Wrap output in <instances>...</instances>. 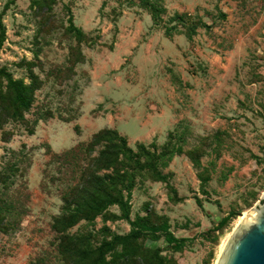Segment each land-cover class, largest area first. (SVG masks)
<instances>
[{
    "label": "rangeland",
    "instance_id": "rangeland-1",
    "mask_svg": "<svg viewBox=\"0 0 264 264\" xmlns=\"http://www.w3.org/2000/svg\"><path fill=\"white\" fill-rule=\"evenodd\" d=\"M36 1L0 0V67L26 83L31 67L42 82L26 121L0 132L7 176L0 202L8 209L0 215V264H69L65 245L97 246L130 232L126 221L109 219L121 215L116 207L66 233L53 228L81 162L62 165L52 156L87 145L103 129L117 130L134 150L155 143L160 152L173 134L170 148L185 153L161 170L185 200L175 202L164 183L139 173L131 219L149 214L186 240L181 252L164 239L142 242L159 248L166 264H215L236 220L264 193V0H151L164 10L160 27L142 0H56L51 10ZM70 14L86 42L68 31ZM175 14L186 25L171 22ZM191 24L199 25L191 39L178 33ZM78 49L85 62L72 66ZM230 213V223L214 230Z\"/></svg>",
    "mask_w": 264,
    "mask_h": 264
},
{
    "label": "trees",
    "instance_id": "trees-1",
    "mask_svg": "<svg viewBox=\"0 0 264 264\" xmlns=\"http://www.w3.org/2000/svg\"><path fill=\"white\" fill-rule=\"evenodd\" d=\"M38 1V2H37ZM35 3L42 8L51 10L56 0H37ZM142 5L150 12L153 24L162 26V14L164 10L151 4V0H142ZM70 13V12H69ZM185 16L175 14L170 21L175 25H186ZM198 24H191L185 28V34L191 39L197 34ZM176 26L165 28V34L172 37ZM68 31L79 44L89 38L84 32L75 26L72 15H69ZM6 39V29L3 24V16L0 14V51ZM95 42L92 41L91 45ZM76 58H73L72 66L85 62V57L78 49ZM30 82L15 79L5 67H0V132L10 123H23L35 101L36 92L41 88L42 82L29 68ZM38 120L34 123L36 125ZM29 135L34 134V128H27ZM169 144L160 152L158 146L152 143L148 147L142 143L137 144V150L131 148L125 137L117 130L103 129L93 135L91 141L78 149L68 153L54 154L51 161L56 160L62 165H71L73 161L81 162L76 172V183L62 191L63 215L55 220L53 228L56 232L66 233L69 229L78 225L81 221H93L100 216H105L112 207L118 208L119 217L111 215L109 219L126 221L131 230L125 235L110 234L97 246H83L77 241L63 247V252L69 264H166L159 248H145V240L159 241L164 239L174 252L184 249L185 239H178L169 229V224L155 222L149 214L137 216L131 219L132 191L139 173H147L155 182L164 183L172 194L175 202H182L184 197H179L167 176L163 174L161 167L176 155L184 154V149L179 146L170 148L173 134H169ZM4 142L10 141L8 134H3ZM186 155L196 167L201 162L194 152ZM7 176L0 173V183H6ZM202 183H207L208 178L202 177ZM198 205L201 200L195 198ZM3 210H8L5 203L0 202V215ZM233 218V213L222 218L214 230L225 228ZM1 222V221H0Z\"/></svg>",
    "mask_w": 264,
    "mask_h": 264
},
{
    "label": "water",
    "instance_id": "water-1",
    "mask_svg": "<svg viewBox=\"0 0 264 264\" xmlns=\"http://www.w3.org/2000/svg\"><path fill=\"white\" fill-rule=\"evenodd\" d=\"M215 264H264V193L234 229Z\"/></svg>",
    "mask_w": 264,
    "mask_h": 264
},
{
    "label": "bare ground",
    "instance_id": "bare-ground-1",
    "mask_svg": "<svg viewBox=\"0 0 264 264\" xmlns=\"http://www.w3.org/2000/svg\"><path fill=\"white\" fill-rule=\"evenodd\" d=\"M249 212H250V210L247 212V213H243V214H241L240 216H239V218L236 220V222H235V228L237 227V226H239V224L246 218V216L249 214ZM230 237V236H229ZM228 237V238H229ZM228 240V239H227ZM227 240H226V242H227ZM225 245H226V243H225ZM225 245L223 246V248L225 247ZM223 248H222V250H223ZM222 250L220 251V253L222 252ZM219 257V256H218Z\"/></svg>",
    "mask_w": 264,
    "mask_h": 264
}]
</instances>
